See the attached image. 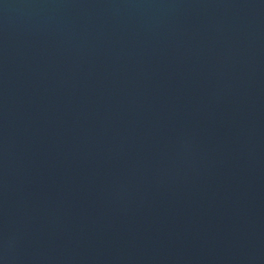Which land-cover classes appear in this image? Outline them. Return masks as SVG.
I'll return each mask as SVG.
<instances>
[{
	"label": "water",
	"instance_id": "obj_1",
	"mask_svg": "<svg viewBox=\"0 0 264 264\" xmlns=\"http://www.w3.org/2000/svg\"><path fill=\"white\" fill-rule=\"evenodd\" d=\"M0 264H264V0H0Z\"/></svg>",
	"mask_w": 264,
	"mask_h": 264
}]
</instances>
